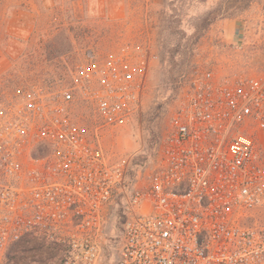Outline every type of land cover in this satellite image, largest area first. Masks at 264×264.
<instances>
[{
    "label": "built area",
    "instance_id": "1",
    "mask_svg": "<svg viewBox=\"0 0 264 264\" xmlns=\"http://www.w3.org/2000/svg\"><path fill=\"white\" fill-rule=\"evenodd\" d=\"M248 64L197 66L146 161L102 143L144 108L141 50L89 51L64 88L0 102V264L27 237L58 264H264V71Z\"/></svg>",
    "mask_w": 264,
    "mask_h": 264
},
{
    "label": "rangeland",
    "instance_id": "2",
    "mask_svg": "<svg viewBox=\"0 0 264 264\" xmlns=\"http://www.w3.org/2000/svg\"><path fill=\"white\" fill-rule=\"evenodd\" d=\"M203 17L212 22L199 35ZM127 49L149 58L144 108L104 131L102 143L111 156L139 162L166 136L197 66L247 59L248 68L264 71V0H0V102L64 88L89 51L105 58ZM75 113L93 120L90 110ZM8 260L58 264L59 251L27 237Z\"/></svg>",
    "mask_w": 264,
    "mask_h": 264
},
{
    "label": "trees",
    "instance_id": "3",
    "mask_svg": "<svg viewBox=\"0 0 264 264\" xmlns=\"http://www.w3.org/2000/svg\"><path fill=\"white\" fill-rule=\"evenodd\" d=\"M202 20V31L199 33V35H201L208 27V25L212 22V19H210L209 17H203L201 18Z\"/></svg>",
    "mask_w": 264,
    "mask_h": 264
}]
</instances>
